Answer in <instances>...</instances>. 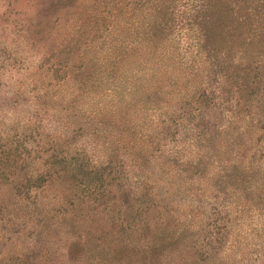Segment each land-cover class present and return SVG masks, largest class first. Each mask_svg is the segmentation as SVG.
Wrapping results in <instances>:
<instances>
[{"label": "trees", "instance_id": "trees-1", "mask_svg": "<svg viewBox=\"0 0 264 264\" xmlns=\"http://www.w3.org/2000/svg\"><path fill=\"white\" fill-rule=\"evenodd\" d=\"M40 4L0 37V264H264V0Z\"/></svg>", "mask_w": 264, "mask_h": 264}, {"label": "rangeland", "instance_id": "rangeland-1", "mask_svg": "<svg viewBox=\"0 0 264 264\" xmlns=\"http://www.w3.org/2000/svg\"><path fill=\"white\" fill-rule=\"evenodd\" d=\"M41 2L42 0H0V37L14 18L34 14L37 8H42Z\"/></svg>", "mask_w": 264, "mask_h": 264}]
</instances>
